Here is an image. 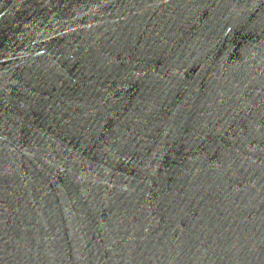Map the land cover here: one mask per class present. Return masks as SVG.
<instances>
[{
	"label": "water",
	"instance_id": "obj_1",
	"mask_svg": "<svg viewBox=\"0 0 264 264\" xmlns=\"http://www.w3.org/2000/svg\"><path fill=\"white\" fill-rule=\"evenodd\" d=\"M0 264H264V0H0Z\"/></svg>",
	"mask_w": 264,
	"mask_h": 264
}]
</instances>
